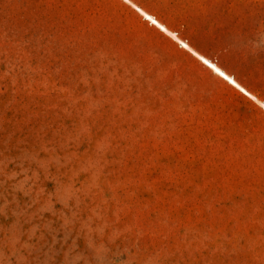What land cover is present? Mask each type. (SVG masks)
Wrapping results in <instances>:
<instances>
[{
	"label": "rangeland",
	"instance_id": "rangeland-1",
	"mask_svg": "<svg viewBox=\"0 0 264 264\" xmlns=\"http://www.w3.org/2000/svg\"><path fill=\"white\" fill-rule=\"evenodd\" d=\"M131 1L264 103V0ZM0 264H264V107L124 0H0Z\"/></svg>",
	"mask_w": 264,
	"mask_h": 264
},
{
	"label": "bare ground",
	"instance_id": "bare-ground-1",
	"mask_svg": "<svg viewBox=\"0 0 264 264\" xmlns=\"http://www.w3.org/2000/svg\"><path fill=\"white\" fill-rule=\"evenodd\" d=\"M126 3L131 5L134 9H136L147 21L152 23L155 27L160 29L162 32H164L169 38L176 41L177 43L181 44L184 48L191 50L194 52V54L200 59V61L208 66L214 73H216L219 77L224 79L225 81L229 82L232 86L237 88L239 91L250 97L253 101H255L258 105L264 107V103L261 102L256 96H254L252 93H250L247 89H245L234 77L229 75L226 71H224L219 65L212 62L210 59L206 58L205 56L195 52L192 50V48L183 41L175 32L171 31L169 28H167L164 24H162L156 17L136 5L131 0H124Z\"/></svg>",
	"mask_w": 264,
	"mask_h": 264
},
{
	"label": "trees",
	"instance_id": "trees-1",
	"mask_svg": "<svg viewBox=\"0 0 264 264\" xmlns=\"http://www.w3.org/2000/svg\"><path fill=\"white\" fill-rule=\"evenodd\" d=\"M138 3H139V2H138ZM139 5H140V6H143V4H142V3H139Z\"/></svg>",
	"mask_w": 264,
	"mask_h": 264
}]
</instances>
